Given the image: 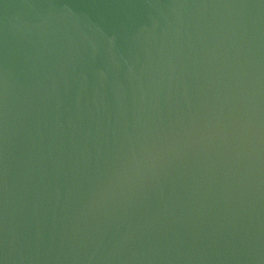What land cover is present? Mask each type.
<instances>
[{
  "label": "water",
  "instance_id": "1",
  "mask_svg": "<svg viewBox=\"0 0 264 264\" xmlns=\"http://www.w3.org/2000/svg\"><path fill=\"white\" fill-rule=\"evenodd\" d=\"M0 264H264V0H0Z\"/></svg>",
  "mask_w": 264,
  "mask_h": 264
}]
</instances>
